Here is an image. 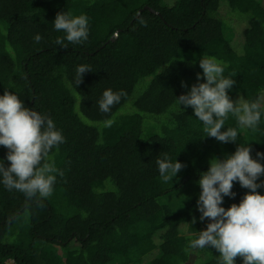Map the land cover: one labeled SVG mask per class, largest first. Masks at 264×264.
Returning <instances> with one entry per match:
<instances>
[{
    "label": "trees",
    "instance_id": "16d2710c",
    "mask_svg": "<svg viewBox=\"0 0 264 264\" xmlns=\"http://www.w3.org/2000/svg\"><path fill=\"white\" fill-rule=\"evenodd\" d=\"M63 11L89 17L87 41L55 45ZM206 56L235 73L233 101L264 106L261 0H0V95L50 116L66 140L50 153L63 173L51 196L29 200L0 184V264H219L214 248H188L209 222L198 219L197 181L238 143L249 142L254 159L264 153V116L252 131L229 115L221 130L236 128L237 143L204 136L176 98L198 82ZM80 65L92 71L75 87ZM108 88L126 96L105 114L97 102ZM7 151L0 146L6 167ZM164 154L186 165L168 183L156 164ZM232 191L226 209L249 190L234 182Z\"/></svg>",
    "mask_w": 264,
    "mask_h": 264
},
{
    "label": "clouds",
    "instance_id": "9594fccd",
    "mask_svg": "<svg viewBox=\"0 0 264 264\" xmlns=\"http://www.w3.org/2000/svg\"><path fill=\"white\" fill-rule=\"evenodd\" d=\"M54 29L63 36L54 40L55 45L67 48L68 44H82L89 38V17L85 14L58 12L53 21ZM43 37L34 36L39 44ZM67 42V43H66ZM202 73H197V83L187 88L186 93L176 98L177 104L191 107L197 120L204 125V136L215 138L221 143H237L240 133L236 128L225 126L229 115L236 118L241 128L255 131L264 116V106L259 100L247 101L239 98L233 101L229 90L236 83L235 73L225 75V66L215 57L206 56L199 60ZM88 65L76 68L75 87L82 82L83 74L91 72ZM203 78V82H199ZM71 86V85H70ZM182 87H187L182 83ZM126 96L124 90L103 91L98 108L109 114L113 106L120 104ZM110 127L113 119H107ZM254 141V140H252ZM66 142L53 119L34 109L24 106L14 92L5 90L0 95V146L8 151L6 167L0 160V184L11 191L16 190L29 200L52 195L57 175H63L55 166L50 153ZM248 143H238L236 150L223 159L212 158L206 172L197 181L200 192L196 201L199 221H209L206 228L190 238V250L214 248L219 253V264H235V258L242 257V264H264V194L257 190L264 188V153L251 156ZM157 170L165 183L174 181L186 167L183 163L164 154L156 160ZM260 181L259 183L257 181ZM234 182L248 189L238 204L227 209L223 207L225 197H234ZM197 218L192 217L195 224ZM189 225V224H188ZM190 226V225H189Z\"/></svg>",
    "mask_w": 264,
    "mask_h": 264
},
{
    "label": "rangeland",
    "instance_id": "374dc122",
    "mask_svg": "<svg viewBox=\"0 0 264 264\" xmlns=\"http://www.w3.org/2000/svg\"><path fill=\"white\" fill-rule=\"evenodd\" d=\"M262 2V5L264 7V0H261ZM237 32H236V35H235V39H234V43L236 46H238L239 48L241 47V43H242V38H241V32H242V26H239L237 27ZM240 50V49H238ZM262 103H264V98L262 97Z\"/></svg>",
    "mask_w": 264,
    "mask_h": 264
}]
</instances>
